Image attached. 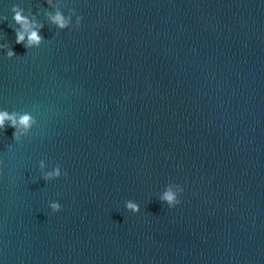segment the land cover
I'll return each mask as SVG.
<instances>
[{
    "label": "water",
    "instance_id": "obj_1",
    "mask_svg": "<svg viewBox=\"0 0 264 264\" xmlns=\"http://www.w3.org/2000/svg\"><path fill=\"white\" fill-rule=\"evenodd\" d=\"M13 3L44 22L40 48L16 44ZM56 3L83 25L0 0L17 54L0 52V108L39 121L0 133V264H264V0ZM41 159L67 176L40 179Z\"/></svg>",
    "mask_w": 264,
    "mask_h": 264
},
{
    "label": "clouds",
    "instance_id": "obj_2",
    "mask_svg": "<svg viewBox=\"0 0 264 264\" xmlns=\"http://www.w3.org/2000/svg\"><path fill=\"white\" fill-rule=\"evenodd\" d=\"M48 6L54 11L46 13L47 20L55 26L59 31L77 30L84 22V16L80 14L76 8L71 10L70 14L57 8L56 0H47ZM11 21L9 25L13 27L16 35V44L23 45L26 49H38L45 43V37L42 31L45 27L38 14H33L31 10H26L20 3H13L11 6ZM8 15H0V25L9 21ZM6 33L0 28V40H5ZM0 52L9 59L16 58L17 54L10 44L0 43ZM129 97L125 96L127 101ZM39 124L38 119L28 111H8L0 108V133L5 132L9 127L14 129L13 139L19 143L25 137H29L33 129ZM40 179L46 182L58 180L67 176V171L60 164L50 165L46 159L39 161ZM185 193V187L179 183H169L158 194V200L167 205L169 208H176L182 204V196ZM49 208L54 213H59L63 209V205L59 200L49 201ZM126 211L132 214H140L142 211L140 203L135 200L125 201Z\"/></svg>",
    "mask_w": 264,
    "mask_h": 264
}]
</instances>
